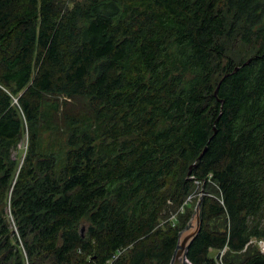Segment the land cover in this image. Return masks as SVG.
<instances>
[{
	"label": "trees",
	"instance_id": "1",
	"mask_svg": "<svg viewBox=\"0 0 264 264\" xmlns=\"http://www.w3.org/2000/svg\"><path fill=\"white\" fill-rule=\"evenodd\" d=\"M198 200L187 264H264V0H0V264H171Z\"/></svg>",
	"mask_w": 264,
	"mask_h": 264
},
{
	"label": "water",
	"instance_id": "2",
	"mask_svg": "<svg viewBox=\"0 0 264 264\" xmlns=\"http://www.w3.org/2000/svg\"><path fill=\"white\" fill-rule=\"evenodd\" d=\"M247 63V62H246ZM238 67L235 68L234 71H237ZM218 88V86H217ZM217 91V89H216ZM200 200L197 201L194 214L192 216V219L190 220V226L186 229H184L178 239V245L177 250L174 253L173 259L171 261V264H187L185 259V253L186 249L189 245V243L193 240V238L196 236V234L199 231L200 228Z\"/></svg>",
	"mask_w": 264,
	"mask_h": 264
},
{
	"label": "rangeland",
	"instance_id": "3",
	"mask_svg": "<svg viewBox=\"0 0 264 264\" xmlns=\"http://www.w3.org/2000/svg\"><path fill=\"white\" fill-rule=\"evenodd\" d=\"M64 1L66 4L73 5L74 3L78 2H82L83 0H61ZM248 45H245L241 42H238L237 44L234 45L233 48H231L229 50V54L235 58L236 61H238L239 59L242 58V60L245 58H247L251 53L249 52V49L247 48ZM60 122V121H59ZM61 123V122H60ZM60 126H63L62 124H60ZM26 148V134L23 136V139L20 143V145L17 148V154H18V158L23 157L24 156V151ZM201 192V190H200ZM201 194V193H200ZM188 201L191 202V200L188 199ZM196 202L192 203L190 210L193 211L195 209L196 206ZM259 245V243H258Z\"/></svg>",
	"mask_w": 264,
	"mask_h": 264
},
{
	"label": "built area",
	"instance_id": "4",
	"mask_svg": "<svg viewBox=\"0 0 264 264\" xmlns=\"http://www.w3.org/2000/svg\"><path fill=\"white\" fill-rule=\"evenodd\" d=\"M259 246H260V248H261V251L264 252V245L260 242V243H259ZM224 251H225V249H223V250L219 253L220 257L224 254Z\"/></svg>",
	"mask_w": 264,
	"mask_h": 264
},
{
	"label": "bare ground",
	"instance_id": "5",
	"mask_svg": "<svg viewBox=\"0 0 264 264\" xmlns=\"http://www.w3.org/2000/svg\"><path fill=\"white\" fill-rule=\"evenodd\" d=\"M182 209V208H181Z\"/></svg>",
	"mask_w": 264,
	"mask_h": 264
}]
</instances>
